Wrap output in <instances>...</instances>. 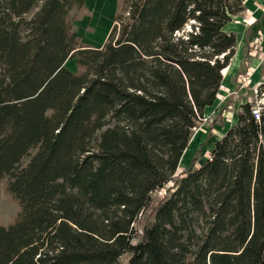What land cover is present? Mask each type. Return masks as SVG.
I'll return each instance as SVG.
<instances>
[{
  "label": "trees",
  "instance_id": "trees-1",
  "mask_svg": "<svg viewBox=\"0 0 264 264\" xmlns=\"http://www.w3.org/2000/svg\"><path fill=\"white\" fill-rule=\"evenodd\" d=\"M128 4L95 48L69 17L84 0H0V181L19 205L0 264H264V114L249 104L152 196L216 100L242 0Z\"/></svg>",
  "mask_w": 264,
  "mask_h": 264
},
{
  "label": "rangeland",
  "instance_id": "rangeland-1",
  "mask_svg": "<svg viewBox=\"0 0 264 264\" xmlns=\"http://www.w3.org/2000/svg\"><path fill=\"white\" fill-rule=\"evenodd\" d=\"M130 2L127 0H84V5L81 8L73 9L69 13L72 29L75 31L80 45H89L91 47H101L107 39L108 33L115 24V16H120L126 20L127 6ZM121 22V21H120ZM239 47V46H238ZM65 67L76 72L75 59H69L65 63ZM260 75L264 74V64L260 67ZM260 78L258 77L257 81ZM255 84V83H254ZM245 97V98H244ZM241 104L239 113H242V105L249 104L253 106L255 100L249 90L246 94L240 97ZM235 103L231 101L226 105H222L214 109L211 113H204L202 121L193 129L188 146L180 160V165L174 174L172 180L168 182L162 189L157 190L152 194L154 199H162L168 194L176 178H179L185 169L197 168L203 163L210 154L215 142L222 137L225 131L237 122V113L235 118L227 119L222 115V110L235 111ZM238 113V114H239ZM27 159L23 161V164ZM19 211V205L7 189V179L0 181V224L8 225L13 222ZM126 261L122 257L119 264Z\"/></svg>",
  "mask_w": 264,
  "mask_h": 264
},
{
  "label": "crops",
  "instance_id": "crops-1",
  "mask_svg": "<svg viewBox=\"0 0 264 264\" xmlns=\"http://www.w3.org/2000/svg\"><path fill=\"white\" fill-rule=\"evenodd\" d=\"M242 6L243 10L223 27L225 32L235 36V52L221 71L223 90L219 91L214 104L204 112L211 113L217 107L233 101L235 111L220 108L227 119L235 118V112L241 108L240 97L260 78V67L264 64V0H242ZM247 78L248 84L240 88V83ZM231 91L234 94L228 96Z\"/></svg>",
  "mask_w": 264,
  "mask_h": 264
},
{
  "label": "built area",
  "instance_id": "built-area-1",
  "mask_svg": "<svg viewBox=\"0 0 264 264\" xmlns=\"http://www.w3.org/2000/svg\"><path fill=\"white\" fill-rule=\"evenodd\" d=\"M247 81L248 78L242 81V83H240V88L247 85ZM223 88V85L220 84L219 91L223 90ZM250 91L255 100L253 106L249 107L250 113L256 121H259L261 118V114H264V74L260 76V79L256 81L255 84H252L250 86ZM232 94H234V92L231 91L228 93V96ZM223 99H225V97Z\"/></svg>",
  "mask_w": 264,
  "mask_h": 264
},
{
  "label": "bare ground",
  "instance_id": "bare-ground-1",
  "mask_svg": "<svg viewBox=\"0 0 264 264\" xmlns=\"http://www.w3.org/2000/svg\"><path fill=\"white\" fill-rule=\"evenodd\" d=\"M216 107V106H215ZM185 152V151H184ZM184 152H183V154H184ZM183 156V155H182ZM181 160H182V157H181Z\"/></svg>",
  "mask_w": 264,
  "mask_h": 264
}]
</instances>
